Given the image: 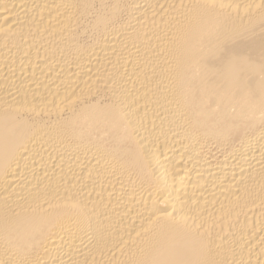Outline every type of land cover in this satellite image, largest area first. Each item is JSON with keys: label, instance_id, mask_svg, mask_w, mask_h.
Here are the masks:
<instances>
[{"label": "bare ground", "instance_id": "obj_1", "mask_svg": "<svg viewBox=\"0 0 264 264\" xmlns=\"http://www.w3.org/2000/svg\"><path fill=\"white\" fill-rule=\"evenodd\" d=\"M0 264H264V0H0Z\"/></svg>", "mask_w": 264, "mask_h": 264}]
</instances>
